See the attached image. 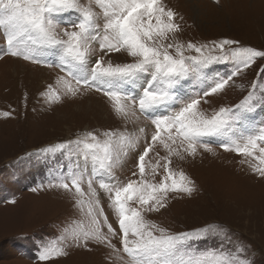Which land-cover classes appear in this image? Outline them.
I'll return each mask as SVG.
<instances>
[{
    "label": "snow or ice",
    "instance_id": "6c2138e0",
    "mask_svg": "<svg viewBox=\"0 0 264 264\" xmlns=\"http://www.w3.org/2000/svg\"><path fill=\"white\" fill-rule=\"evenodd\" d=\"M70 12L78 18L62 27L61 17ZM183 19L165 0H0V32L6 46L0 59L19 57L58 68L63 75L42 92L50 103L96 92L125 123L148 122L138 127V134L86 131L74 140L39 149V154L75 151L85 161L84 167L46 185L71 194L81 214L60 236L61 243L88 251L108 248L122 264H254L247 255L249 246L234 240L222 224L170 232L145 215L167 210L170 198L196 191L194 179L174 170L173 158H195L201 149L214 153L209 138H217L225 152L256 161L252 170L264 178V118H252L257 111L264 113V88L259 86L264 83V66L250 90L239 85L246 91L239 103L221 104L211 115L202 110L234 86L235 77L258 60L264 62V49L237 39L181 42ZM121 56L129 59L121 62ZM222 61H232L233 70L213 76L211 66ZM189 81L194 87L186 86ZM130 153L136 161L132 176L137 178L122 183L114 169ZM102 193L118 218L119 231L109 222ZM209 237L219 238L217 248L190 247L191 241ZM67 254L57 243L43 245L38 258L52 261Z\"/></svg>",
    "mask_w": 264,
    "mask_h": 264
},
{
    "label": "rangeland",
    "instance_id": "374dc122",
    "mask_svg": "<svg viewBox=\"0 0 264 264\" xmlns=\"http://www.w3.org/2000/svg\"><path fill=\"white\" fill-rule=\"evenodd\" d=\"M165 3L184 17L180 21L181 42L211 44L222 39H237L244 45L264 49V0H220L219 4L215 0H165ZM77 18L75 12L67 13L61 17V26ZM5 47L0 32V54ZM185 54L194 53L186 51ZM118 59L123 62L129 58ZM260 66H264V62L258 60L240 77H235V85L213 98L210 104L202 105V110L211 115L221 104L239 103L246 95L239 85L250 90L252 82H259ZM232 70V61L211 66L213 76H224ZM57 75L63 73L55 67L47 68L19 57L0 59V264H122L108 248L95 246L88 251L70 247L68 241H59L65 229L73 227L81 214L71 194L47 189L46 185L70 170H79L78 166L84 167L85 161L75 151L39 154V149L74 140L86 131L138 134V127L148 122L125 123L114 114L107 98L96 92L50 103L42 92L47 84H54ZM186 86L194 87V84L189 81ZM259 86L264 88V83ZM5 112L11 115L5 117ZM252 118L259 121L264 113L257 111ZM152 130L149 125V136ZM209 140L214 153L201 149L195 158H173L174 170H183L194 179L196 191L191 196L170 198L167 210L145 215L170 232L222 224L233 233L234 240L249 246L247 255L254 264H264V178L252 170L257 162L225 152L218 146L217 138ZM28 153L34 154L29 156ZM164 154L160 150V155ZM150 157L155 162L154 154ZM121 160L114 175L122 183L136 179L132 176L136 164L132 154L122 156ZM88 166L90 170V162ZM155 179L158 181L160 177ZM33 188L38 191L33 192ZM101 195L109 222L119 231L118 218L109 207L107 196ZM13 200L15 203H11ZM113 242L120 247L117 240ZM57 243L68 254L52 261H40L42 246ZM219 244V238L209 237L191 241L190 247L193 251H204L217 248Z\"/></svg>",
    "mask_w": 264,
    "mask_h": 264
},
{
    "label": "bare ground",
    "instance_id": "6f19581e",
    "mask_svg": "<svg viewBox=\"0 0 264 264\" xmlns=\"http://www.w3.org/2000/svg\"><path fill=\"white\" fill-rule=\"evenodd\" d=\"M22 63V62H21ZM41 69H43V68H41Z\"/></svg>",
    "mask_w": 264,
    "mask_h": 264
}]
</instances>
